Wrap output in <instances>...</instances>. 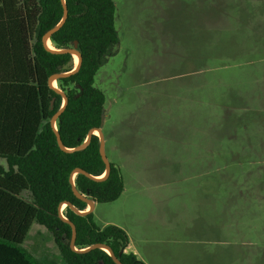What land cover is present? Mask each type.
Returning a JSON list of instances; mask_svg holds the SVG:
<instances>
[{
  "label": "rangeland",
  "instance_id": "obj_1",
  "mask_svg": "<svg viewBox=\"0 0 264 264\" xmlns=\"http://www.w3.org/2000/svg\"><path fill=\"white\" fill-rule=\"evenodd\" d=\"M115 3L120 40L96 84L109 160L115 142L131 149L115 161L124 191L97 204L96 222L149 244L148 264H264V0ZM195 142L213 156L186 155ZM24 246L65 264L37 222Z\"/></svg>",
  "mask_w": 264,
  "mask_h": 264
},
{
  "label": "trees",
  "instance_id": "obj_2",
  "mask_svg": "<svg viewBox=\"0 0 264 264\" xmlns=\"http://www.w3.org/2000/svg\"><path fill=\"white\" fill-rule=\"evenodd\" d=\"M66 6L68 16L51 42L65 48L78 40L82 63L78 71L57 79L68 102L56 125L64 145L75 147L91 128L102 126L106 94L96 74L120 39L115 0H66ZM63 15L62 0H0V264H43L24 246L34 222L51 232L65 264H117L103 248L72 250V226L58 214L63 201L87 207L73 191L70 176L76 167L97 176L106 171L97 134L86 148L66 151L51 124L63 96L49 77L72 70L75 58L50 50L42 37ZM110 163L103 179L82 172L74 178L77 189L97 203L118 199L125 188L121 166ZM63 213L76 225L77 247L103 242L124 264H148L126 250L130 237L123 227L98 224L94 210L81 214L67 205Z\"/></svg>",
  "mask_w": 264,
  "mask_h": 264
},
{
  "label": "water",
  "instance_id": "obj_3",
  "mask_svg": "<svg viewBox=\"0 0 264 264\" xmlns=\"http://www.w3.org/2000/svg\"><path fill=\"white\" fill-rule=\"evenodd\" d=\"M63 3H64V15H63V18L61 19V21L55 25L54 27L50 28L47 32L44 33L43 37H42V40L43 42L45 43V45L52 51L54 52H69V53H72L73 55H77L78 56V61L77 63L75 64V67L72 69V70H69V71H61V72H56L54 74H52L50 77H49V84L54 87L60 94H62L63 96V104L61 106V108L59 110H57L54 115L52 116L51 118V124L55 130V133H56V137H57V141H58V144L59 146L63 149V150H66V151H74V150H81V149H84L88 146V144L90 143L91 141V138H92V135L93 134H97L99 136V139H100V146H99V150H100V154L102 156V159L104 160L105 164H106V171L104 172V174H102L101 176H97V175H93L91 174L90 172H88L87 170L81 168V167H76L72 173H71V176H70V179H71V182L73 183V191L74 193L76 194L77 197L81 198L82 200L86 201L87 202V210H81V209H78L72 202L70 201H63L60 205H59V216L60 218H62L65 222L69 223L71 226H72V236H71V239H70V247L72 248V250L76 251V252H86V251H89L93 248H103L105 249L106 251H108L111 256L113 257L114 261L117 263V264H124L120 258L115 254L114 250L106 243H103V242H96V243H93L89 246H86V247H83V248H79L77 247L76 245V235H77V231H76V225L74 222H72L70 219H68L64 213H63V205H68L70 206V208L72 210H74L75 212L77 213H81V214H85L89 211H93L94 210V207H95V200L92 198V197H89L87 195H84L82 194L76 187L75 185V175L79 172H82V173H85L87 176L93 178V179H97V180H100V179H103L105 178L109 172H110V169H111V163H110V160L106 154V149H105V144H106V139H105V135H104V132H103V128L102 126H98V127H93L90 129L86 139L81 142L80 144H78L77 146L75 147H67L64 145L63 141H62V138H61V135L58 131V128H57V125H56V121L57 119L59 118L60 114L63 112L67 102H68V97L66 95V93L64 91H62L57 84H54L57 82V79L59 78H62V77H65V76H68L76 71H78L81 67V63H82V56H81V52L80 50L78 49V40H75L74 41V44L72 46H69V47H65V48H56V47H50L48 46V41H51V35L53 34L54 31H56L59 27H61L63 25V23L65 22L67 16H68V9H67V6H66V0H62ZM103 123V122H102ZM98 131V132H96Z\"/></svg>",
  "mask_w": 264,
  "mask_h": 264
},
{
  "label": "crops",
  "instance_id": "obj_4",
  "mask_svg": "<svg viewBox=\"0 0 264 264\" xmlns=\"http://www.w3.org/2000/svg\"><path fill=\"white\" fill-rule=\"evenodd\" d=\"M116 134V133H115ZM116 138L118 137L117 135H115ZM168 147L167 149H164L163 152H164V155H167V156H170L172 155L173 153L176 152V150H173L171 149L172 146H166ZM205 147V149H204ZM184 148H186L187 150H185V153L186 155H195V156H199L201 158H204L206 156L207 157H211L213 156V149H212V145L210 144H203V142H200V143H187L184 145ZM126 149H131L128 146L124 145L123 143H118V142H115V145H114V149H113V153H114V156H115V161L116 162H124V152L126 151ZM128 152V151H127ZM214 155L217 156V151H214ZM96 202V201H95ZM97 202L95 203V207H94V210L97 206ZM108 223H114V224H117L119 226L122 227L121 224L117 223L116 221L112 220V219H108L106 221L105 224L103 225H106ZM124 228V227H123ZM125 229V228H124ZM126 230V229H125ZM127 231V230H126ZM128 232V231H127ZM129 234V233H128ZM141 235V236H140ZM136 234L135 236H137L141 242H146L148 241L145 237V235H142V234ZM129 237H130V234H129ZM133 237V236H132ZM149 244H146L145 247H140V249H138V245L137 243H135L134 240H132V238L130 237V241H129V244L126 248V250L128 251H132L134 252L137 256L140 254H142L145 258L148 259L149 255H148V250H149ZM142 259V258H141ZM144 260V259H143Z\"/></svg>",
  "mask_w": 264,
  "mask_h": 264
},
{
  "label": "bare ground",
  "instance_id": "obj_5",
  "mask_svg": "<svg viewBox=\"0 0 264 264\" xmlns=\"http://www.w3.org/2000/svg\"><path fill=\"white\" fill-rule=\"evenodd\" d=\"M50 42H51V41H48V46L52 47ZM76 61H78V56H77V55H76ZM96 132H98V131H96ZM87 209H88V208H87ZM87 209H85V210H87Z\"/></svg>",
  "mask_w": 264,
  "mask_h": 264
}]
</instances>
